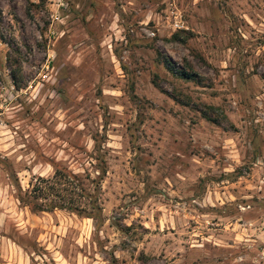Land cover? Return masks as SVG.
<instances>
[{
  "label": "rangeland",
  "instance_id": "374dc122",
  "mask_svg": "<svg viewBox=\"0 0 264 264\" xmlns=\"http://www.w3.org/2000/svg\"><path fill=\"white\" fill-rule=\"evenodd\" d=\"M0 264H264V0H0Z\"/></svg>",
  "mask_w": 264,
  "mask_h": 264
},
{
  "label": "trees",
  "instance_id": "16d2710c",
  "mask_svg": "<svg viewBox=\"0 0 264 264\" xmlns=\"http://www.w3.org/2000/svg\"><path fill=\"white\" fill-rule=\"evenodd\" d=\"M178 34L174 37L177 38ZM170 72L180 80L187 82L195 81V73L182 70L174 66L169 67ZM209 121H213L207 114L204 115ZM99 175L92 178L90 174H74L73 172L55 171L50 179L39 177L32 189L23 191L18 178H14L15 186L19 192V201L25 207H29L33 213H51L56 210L73 212L79 216L92 218L102 222V208L100 206L99 193L102 182L107 174L106 160L104 156L99 157ZM103 164V165H100ZM80 191V194H79ZM85 200L83 207L81 200ZM80 203V204H79Z\"/></svg>",
  "mask_w": 264,
  "mask_h": 264
}]
</instances>
